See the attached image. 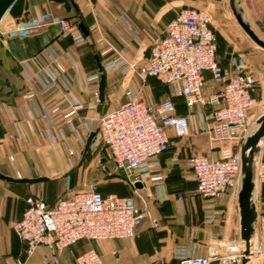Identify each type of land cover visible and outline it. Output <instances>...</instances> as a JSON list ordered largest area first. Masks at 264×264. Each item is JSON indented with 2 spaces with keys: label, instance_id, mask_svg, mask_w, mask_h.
<instances>
[{
  "label": "crops",
  "instance_id": "1",
  "mask_svg": "<svg viewBox=\"0 0 264 264\" xmlns=\"http://www.w3.org/2000/svg\"><path fill=\"white\" fill-rule=\"evenodd\" d=\"M73 2L76 10L72 8L66 12L62 4L49 0H16L8 20L0 21V173L13 178H33L80 166L85 159L81 160L86 139L97 128L103 109L116 108L126 100L128 92L150 103L171 98L176 112L189 117L190 129L184 137H176L171 129H167L169 148L157 158L154 169L161 180H147L143 189L127 183L135 204L141 206L145 201L158 226L154 227L149 219H144L132 238L81 240L72 247L71 253L61 252L57 263L48 262L49 251L40 247L21 264H76L75 257L90 248L102 255L105 264H168L172 257L175 259L177 250L204 256L212 240H239L236 195L226 193L211 201L216 218L212 224H205L203 213L208 201L195 194L193 172L188 165L193 154L207 153L214 158L226 156L234 143L211 141L209 135L200 131L199 106L187 108L182 99L174 95L173 87L163 85L155 77L142 78L138 74V69L147 61L151 44L164 34L167 23L178 10L199 7L211 14L210 6L215 0ZM223 3L226 5V0ZM55 15L70 19L74 25L70 33H61L60 27L51 22ZM121 17L127 19V24ZM19 22L33 28L12 32V27ZM79 22L83 23L86 35L80 31ZM212 23L214 26L213 17ZM77 33L82 34L80 40L74 39ZM47 47L57 55L56 60L46 51ZM217 58L221 66H226L232 57L226 54L223 63L218 53ZM118 61H122L123 66L115 64ZM22 62L32 71L42 66L57 71V64L71 85L68 97L63 94L60 84L45 92H30L20 75ZM124 66L128 67L127 71ZM101 74L104 75V99L97 110ZM205 77L204 92L208 93L215 83L209 74ZM74 106L79 108L72 111ZM43 109L46 114L41 113ZM213 129L214 136L221 130L219 126ZM70 149L73 150L71 159L68 157ZM97 151L100 156L97 164L102 166L107 158L102 149ZM102 158L104 161L99 164ZM257 180L256 249L264 242V144ZM46 182L0 180V264H17L16 258L23 255L24 245L17 238L13 225L25 207L29 192L43 188ZM134 189L143 200L134 194ZM102 193L117 195L113 189ZM258 258L259 264H264V257Z\"/></svg>",
  "mask_w": 264,
  "mask_h": 264
},
{
  "label": "built area",
  "instance_id": "2",
  "mask_svg": "<svg viewBox=\"0 0 264 264\" xmlns=\"http://www.w3.org/2000/svg\"><path fill=\"white\" fill-rule=\"evenodd\" d=\"M9 11L0 21L8 20ZM121 20L127 24L125 17ZM51 22L57 24L64 34L70 33L73 27L69 18L59 15L52 16ZM32 28V25L19 22L12 27V32ZM81 38V33L74 35L75 40ZM47 50L56 60L53 50L50 47ZM115 64L123 63L118 61ZM55 67L57 71L48 66L32 71L22 62L20 75L34 94L54 89L60 84L63 94L68 97L71 85L57 64ZM123 69L127 71L128 67ZM138 74L142 78L155 77L163 85L173 87L174 95L181 97L187 108L199 106L200 131L209 135L211 141L218 139L234 143L232 151L226 156L214 158L201 153L189 160L195 193L208 201L203 221L207 225L212 224L216 211L211 201L226 193L235 194L237 190L240 148L249 129L248 112L254 104L252 91L256 86V77L242 58L232 57L226 66L218 63L211 14L199 7H185L175 13L164 34L151 44L147 61L138 69ZM206 74L216 85H211L212 91L208 93L204 92ZM77 108L74 106L72 111ZM41 113L47 112L43 109ZM214 126H219L220 132L223 129V134L214 136ZM167 129H171L176 137L186 136L190 129L189 117L176 113L171 98L150 103L128 92L124 102L98 117L90 148L102 149L131 186L136 181L144 185L147 180H161L154 169L157 158L169 148ZM80 142L83 143V139L80 138ZM68 153L72 156L73 150ZM161 190L159 186L160 193ZM134 194L143 200L135 189ZM144 219H149L154 227L158 226L145 201L137 206L133 196L103 195L93 185L53 203L47 202L41 195L28 196L20 217L13 225L17 238L24 245L23 255L16 258V262L21 264L40 247L49 251L48 262L57 263L61 252L71 253L72 247L81 240L132 238ZM240 245V240L216 239L209 243L204 256L177 250L174 257L178 264H238ZM256 254L264 257V242L258 245ZM75 263L105 264L102 255L93 248L78 254Z\"/></svg>",
  "mask_w": 264,
  "mask_h": 264
},
{
  "label": "rangeland",
  "instance_id": "3",
  "mask_svg": "<svg viewBox=\"0 0 264 264\" xmlns=\"http://www.w3.org/2000/svg\"><path fill=\"white\" fill-rule=\"evenodd\" d=\"M223 2L224 0H215L210 6L218 43V57L222 63L226 54L233 58H242L248 63L249 69H253L251 71L256 77V86L252 94L254 104L248 112L250 127L257 115L264 109V52L253 45L241 32ZM243 6L253 28L264 38V0H243ZM217 132L223 134V132ZM98 151L89 149L80 166H73L68 171L51 172L46 175L49 179L43 188L33 189L29 195H41L49 203H53L73 192L82 191L89 185L95 186L104 193L113 189L117 195H130L129 186L127 182L123 181L125 179L122 171L107 159L102 166L97 164V159L100 157ZM68 157L71 159L72 156ZM1 241L2 237H0V243ZM193 248L195 249L196 245L193 244ZM168 264H176L175 259L172 257Z\"/></svg>",
  "mask_w": 264,
  "mask_h": 264
},
{
  "label": "water",
  "instance_id": "4",
  "mask_svg": "<svg viewBox=\"0 0 264 264\" xmlns=\"http://www.w3.org/2000/svg\"><path fill=\"white\" fill-rule=\"evenodd\" d=\"M16 0H0V20L2 16L12 7ZM62 4L64 10L69 12L72 8L76 10L73 0H49ZM228 10L233 16L235 23L246 38L260 51L264 52V38L260 36L247 18L243 6V0H226ZM78 27L83 34H87L82 22ZM99 70L102 69L99 67ZM104 99V75H100L98 85V107L100 110ZM105 112V109H103ZM93 132H90L84 146L81 160L84 159L90 148ZM264 144V109L257 115L252 125L249 127L240 148V170L238 175L236 203L239 213V248L238 264H259L256 254V235L258 225V180L257 167L260 160L262 147ZM104 161L102 158L99 164ZM46 176L33 178H13L0 173V180L10 183H38L48 180ZM133 186L143 189L140 181H136Z\"/></svg>",
  "mask_w": 264,
  "mask_h": 264
},
{
  "label": "trees",
  "instance_id": "5",
  "mask_svg": "<svg viewBox=\"0 0 264 264\" xmlns=\"http://www.w3.org/2000/svg\"><path fill=\"white\" fill-rule=\"evenodd\" d=\"M12 9H13V7H11L10 8V11H9V13L11 14V12H12ZM71 24H72V22H71ZM79 24V23H78ZM72 26H74L73 24H72ZM216 41H217V38H216ZM217 53H218V43H217ZM217 60H218V58H217ZM219 63V62H218ZM177 97V96H176ZM180 99H182L181 97H179ZM183 101V100H182ZM177 113V112H176ZM178 114V113H177ZM180 115H183V114H180ZM100 191V190H99ZM101 192V191H100ZM102 193V192H101ZM103 194V193H102ZM196 194V193H195ZM237 194V190H236V193H235V195ZM103 195H106V194H103ZM197 195V194H196ZM36 196V195H35ZM121 196V195H120ZM124 196H133L134 197V195H124ZM44 198V197H43ZM45 199V198H44ZM263 203H264V194H263V196H262V205H263ZM176 260V259H175ZM176 263L178 264V262H177V260H176Z\"/></svg>",
  "mask_w": 264,
  "mask_h": 264
}]
</instances>
